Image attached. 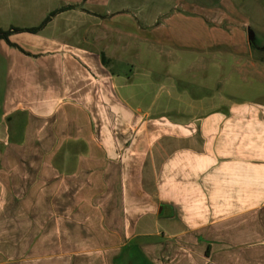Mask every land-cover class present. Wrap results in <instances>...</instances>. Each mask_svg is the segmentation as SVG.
I'll return each instance as SVG.
<instances>
[{
	"label": "crops",
	"instance_id": "1",
	"mask_svg": "<svg viewBox=\"0 0 264 264\" xmlns=\"http://www.w3.org/2000/svg\"><path fill=\"white\" fill-rule=\"evenodd\" d=\"M158 5L0 0V31L49 17L0 39V216L36 225L47 206L51 238L96 237L109 264H128V244L137 264H264V100L224 94L229 74L180 77L151 35ZM140 47L161 70L136 63Z\"/></svg>",
	"mask_w": 264,
	"mask_h": 264
},
{
	"label": "rangeland",
	"instance_id": "2",
	"mask_svg": "<svg viewBox=\"0 0 264 264\" xmlns=\"http://www.w3.org/2000/svg\"><path fill=\"white\" fill-rule=\"evenodd\" d=\"M173 1L177 0H154L160 9L163 4L166 11L160 14L159 22L164 24V30H156L151 35L157 39L160 38L159 33L164 32L169 58H181L180 77L186 80L195 77V82L199 80L208 84L207 81L217 75L223 85L229 74L230 83L224 86V94L237 100H264V0H178L180 4ZM169 5L170 9H167ZM192 10L199 13V17L195 15V21H189L185 15L179 17V12ZM140 31L144 33V29ZM176 36H185L194 44L179 47L174 44L175 40L172 41ZM204 44L207 46L203 47ZM157 50L160 51V48ZM140 51V61L136 62L139 66L142 63L144 65L141 66L162 69L165 58L161 59L163 63H155L154 53L144 52L143 47ZM198 57L201 67H205L211 59V62H216L217 69L211 65L210 68L197 70L192 63ZM225 61L227 68L223 66L218 70ZM39 210L36 225L24 223L25 219L16 207L4 210L6 215L0 216V264H109V258L100 253L102 247L94 243L96 237L80 239L73 233V237L66 240L51 238L46 223L52 211L47 206ZM155 243L160 248V242ZM131 246L128 244L125 247L122 259L125 263L137 264L139 259ZM56 250L67 254L58 255L54 253Z\"/></svg>",
	"mask_w": 264,
	"mask_h": 264
},
{
	"label": "trees",
	"instance_id": "3",
	"mask_svg": "<svg viewBox=\"0 0 264 264\" xmlns=\"http://www.w3.org/2000/svg\"><path fill=\"white\" fill-rule=\"evenodd\" d=\"M66 8H73V5H70V6H65V7H60L59 9H57V10H55L54 12H52L51 14H50V16L51 15H53V14H55L56 12H58V11H61V10H63V9H66ZM49 19V17H47L44 21H43V23L41 24V25H39L38 27H34V28H28V29H20V28H11V29H8V30H6V31H0V39H5V40H7V36H8V34L9 33H11V32H16V31H30V32H35V31H37L47 20Z\"/></svg>",
	"mask_w": 264,
	"mask_h": 264
}]
</instances>
